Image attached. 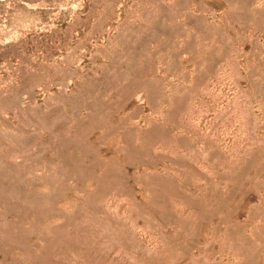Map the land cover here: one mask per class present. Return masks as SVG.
<instances>
[{
	"label": "rangeland",
	"instance_id": "rangeland-1",
	"mask_svg": "<svg viewBox=\"0 0 264 264\" xmlns=\"http://www.w3.org/2000/svg\"><path fill=\"white\" fill-rule=\"evenodd\" d=\"M0 264H264V0H0Z\"/></svg>",
	"mask_w": 264,
	"mask_h": 264
}]
</instances>
